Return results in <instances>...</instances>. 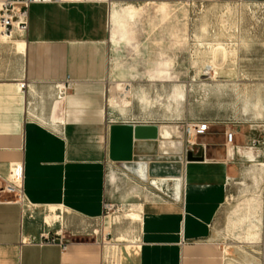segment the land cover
I'll return each mask as SVG.
<instances>
[{
  "label": "crops",
  "instance_id": "1",
  "mask_svg": "<svg viewBox=\"0 0 264 264\" xmlns=\"http://www.w3.org/2000/svg\"><path fill=\"white\" fill-rule=\"evenodd\" d=\"M184 1L30 7L27 35L8 43L24 41V53L15 47L19 71L0 78V189L12 167L22 166L30 206L0 193V264H101L93 233L106 232V204L141 217L131 238L137 244L123 237L122 225L107 231L125 240L118 264H231L212 233L232 178L230 159L245 149L230 148L226 136L198 143L201 137L185 136L183 127L120 118L108 106L111 8ZM67 84L59 101L56 86ZM113 127L144 129L125 145L130 161L113 150ZM188 152L203 160L187 161ZM46 237L57 242L45 244Z\"/></svg>",
  "mask_w": 264,
  "mask_h": 264
},
{
  "label": "rangeland",
  "instance_id": "2",
  "mask_svg": "<svg viewBox=\"0 0 264 264\" xmlns=\"http://www.w3.org/2000/svg\"><path fill=\"white\" fill-rule=\"evenodd\" d=\"M132 6L111 8L109 111L180 131L186 124L211 121L198 143L220 141L232 129L233 146L245 149L244 156L230 159L232 178L213 240L228 252L231 264H264V3ZM20 41L0 40V78L19 71L14 53L25 52ZM110 206L105 233L115 223L132 240L138 221Z\"/></svg>",
  "mask_w": 264,
  "mask_h": 264
},
{
  "label": "built area",
  "instance_id": "3",
  "mask_svg": "<svg viewBox=\"0 0 264 264\" xmlns=\"http://www.w3.org/2000/svg\"><path fill=\"white\" fill-rule=\"evenodd\" d=\"M203 0H185L184 4L187 6L200 3ZM70 3H109L106 0H0V38L3 42H11L15 37H25L28 33L29 27V9L32 5H64ZM1 40V39H0ZM69 84L57 85V99L61 101L65 98L66 91ZM26 84L24 82L19 84V90L24 92ZM211 123L209 121H199L195 124H186L183 126L185 136L190 137H203L210 130ZM233 133L226 134L227 143L232 144ZM14 195L17 202L24 208H29L22 190V166H14L11 169V175L7 182H5L0 189V193ZM113 209L112 206L105 205L106 218L108 212ZM126 217V215H124ZM115 224V223H114ZM118 224V223H117ZM139 224V221H138ZM99 238V244L102 248V261L101 264H118L119 249L122 243L120 239L113 237L110 233L101 231L100 233L94 232ZM137 233H135L136 235ZM57 239L46 237L43 240L45 244H55ZM134 244L138 243L136 237L130 241ZM63 248L65 243L62 244Z\"/></svg>",
  "mask_w": 264,
  "mask_h": 264
},
{
  "label": "water",
  "instance_id": "4",
  "mask_svg": "<svg viewBox=\"0 0 264 264\" xmlns=\"http://www.w3.org/2000/svg\"><path fill=\"white\" fill-rule=\"evenodd\" d=\"M143 128L136 127L134 130V134H131V128L130 127H113L112 129V140H113V150L116 153H123L121 156L124 158L125 161L131 160V152L126 151L125 145H131V142L133 138L138 139V137L145 136V133L143 132ZM186 159L189 162H196V161H202L203 158L200 155V157H196L193 152H188L186 155Z\"/></svg>",
  "mask_w": 264,
  "mask_h": 264
},
{
  "label": "bare ground",
  "instance_id": "5",
  "mask_svg": "<svg viewBox=\"0 0 264 264\" xmlns=\"http://www.w3.org/2000/svg\"><path fill=\"white\" fill-rule=\"evenodd\" d=\"M106 1H109V0H106ZM1 39V41H3L4 39L3 38H0ZM20 42H24V41H20ZM206 75H210V73H208V74H206ZM206 75H204V76H206ZM210 77H211V75H210ZM167 145H168V142L166 143ZM230 148H232V149H234V146L233 145H231V146H229ZM126 217H127V219H129V220H132V221H140L141 220V217H139V215H137L136 213H130L129 215H126ZM116 219H118V218H116ZM139 219V220H138ZM114 221V220H113ZM121 240V239H120ZM121 241H124L123 239L121 240Z\"/></svg>",
  "mask_w": 264,
  "mask_h": 264
}]
</instances>
